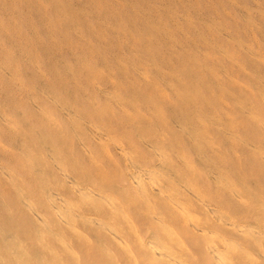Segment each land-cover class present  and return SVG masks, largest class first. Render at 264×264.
<instances>
[{
    "label": "bare ground",
    "instance_id": "1",
    "mask_svg": "<svg viewBox=\"0 0 264 264\" xmlns=\"http://www.w3.org/2000/svg\"><path fill=\"white\" fill-rule=\"evenodd\" d=\"M193 1L0 0V264H264V50Z\"/></svg>",
    "mask_w": 264,
    "mask_h": 264
},
{
    "label": "rangeland",
    "instance_id": "2",
    "mask_svg": "<svg viewBox=\"0 0 264 264\" xmlns=\"http://www.w3.org/2000/svg\"><path fill=\"white\" fill-rule=\"evenodd\" d=\"M238 2L236 6H231L228 2L224 1L223 8H220V6L214 5L215 3L213 0H209L208 3L206 1L201 2L199 0V5L193 1L192 3L194 6L198 9L199 14L201 16H209L211 15L212 20H214L217 23V27L220 32L225 33L228 36L235 37L237 39H240L243 43H246L248 46L252 47L254 51H263L264 50V0H235ZM140 6L144 7L145 3L144 1H140ZM246 6L249 9L250 12V18L253 19L259 26L260 30L250 32V28L246 25L245 20L242 19V15L240 12H245V8L243 6ZM209 11V12H208ZM208 12V14H206ZM213 14V15H212ZM234 16L236 19H231ZM210 17V16H209ZM243 31V32H242ZM246 32V33H245ZM214 37V36H213ZM214 39V38H213ZM212 39V40H213ZM233 50V54H239L238 49L231 47ZM240 55H236L238 58ZM237 80H242L241 77H237ZM241 82V81H239ZM3 158H7L5 156H0V164L6 167L9 172H13L15 175H18V170L11 165L8 160L5 161ZM244 163V162H243ZM242 167H251L248 164H243ZM0 183H2V180H0ZM9 197L7 196V192L5 189L0 188V200L2 202H8L9 205ZM11 213L14 216L15 212L13 211V208H11ZM3 213H0V224H5L6 226L7 222L3 221ZM17 224L16 222H14ZM8 227V226H7ZM15 225H9L7 229H9L11 232L16 233L17 230L15 229ZM27 247L34 248V241L30 240ZM93 263V262H92ZM97 263H100L98 261Z\"/></svg>",
    "mask_w": 264,
    "mask_h": 264
}]
</instances>
